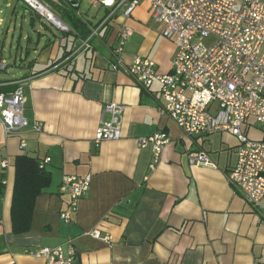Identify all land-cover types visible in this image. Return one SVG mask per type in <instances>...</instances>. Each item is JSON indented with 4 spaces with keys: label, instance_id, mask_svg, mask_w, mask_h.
I'll return each instance as SVG.
<instances>
[{
    "label": "crops",
    "instance_id": "0c3cea01",
    "mask_svg": "<svg viewBox=\"0 0 264 264\" xmlns=\"http://www.w3.org/2000/svg\"><path fill=\"white\" fill-rule=\"evenodd\" d=\"M20 1L0 0V59L7 61L0 92L23 88L30 124L5 135L0 120V264H44L32 254L44 246L72 248L73 264H264V198L253 206L227 178L236 138L226 131L186 135L165 113L160 85L143 88L126 72L136 56L154 60L159 72L171 69L174 42L148 2L127 17L108 18L97 0H46L64 29L33 10L17 13L24 9ZM123 25L132 35L116 64ZM109 102L124 106L121 136L96 144ZM251 129L261 136L244 127ZM156 131L170 140L150 168L152 146H139L136 138ZM199 152L213 165L191 163ZM22 154L40 161L50 181L35 199L29 229L15 233L13 163ZM69 175H89L90 186L65 222L60 213L69 198L59 186ZM92 230L110 239L86 234Z\"/></svg>",
    "mask_w": 264,
    "mask_h": 264
},
{
    "label": "built area",
    "instance_id": "2783aa9c",
    "mask_svg": "<svg viewBox=\"0 0 264 264\" xmlns=\"http://www.w3.org/2000/svg\"><path fill=\"white\" fill-rule=\"evenodd\" d=\"M34 12L66 28L46 0H21ZM105 6L108 18L120 13L129 16L141 2H148L153 20L162 25V34L171 38L175 54L171 69L159 72L154 60L136 56L125 68L143 88L157 82L164 99V111L188 136H201L226 131L237 140L234 164L227 172L229 182L237 187L253 206L264 198V1L263 0H97ZM95 31L86 38V42ZM132 29L123 25L117 37V63ZM7 61L0 59V70ZM116 67V65H115ZM25 96L21 86L10 94L0 92V120L5 135L30 127L24 116ZM124 106L109 102L95 129L96 144L121 136L120 118ZM256 127L260 137H251L244 127ZM40 129L38 125H32ZM170 137L156 131L136 138L139 146H152L153 168ZM20 148L26 146L20 140ZM45 158L43 162H48ZM189 161L213 165L204 152L189 156ZM6 167L7 161H1ZM90 186V176L69 175L59 189L69 198L68 207L60 217L68 222L78 201ZM97 239L109 240L98 230L86 233ZM44 257V264H73L74 250L61 246H44L32 252Z\"/></svg>",
    "mask_w": 264,
    "mask_h": 264
},
{
    "label": "trees",
    "instance_id": "16d2710c",
    "mask_svg": "<svg viewBox=\"0 0 264 264\" xmlns=\"http://www.w3.org/2000/svg\"><path fill=\"white\" fill-rule=\"evenodd\" d=\"M15 176L10 206L11 226L15 233L25 232L30 227L36 197L50 181V172L41 162L26 154L14 158Z\"/></svg>",
    "mask_w": 264,
    "mask_h": 264
},
{
    "label": "rangeland",
    "instance_id": "374dc122",
    "mask_svg": "<svg viewBox=\"0 0 264 264\" xmlns=\"http://www.w3.org/2000/svg\"><path fill=\"white\" fill-rule=\"evenodd\" d=\"M19 4L20 5H22L23 6V10H19L17 13H27L28 14V12H30L32 9L29 7V6H27L23 1H20L19 2ZM4 16H6V12H4V14H3ZM249 133H250V136L251 137H256L257 136V130H255V129H251L250 131H249ZM236 152H237V150H236Z\"/></svg>",
    "mask_w": 264,
    "mask_h": 264
},
{
    "label": "water",
    "instance_id": "95a60500",
    "mask_svg": "<svg viewBox=\"0 0 264 264\" xmlns=\"http://www.w3.org/2000/svg\"><path fill=\"white\" fill-rule=\"evenodd\" d=\"M18 9H19V6H18Z\"/></svg>",
    "mask_w": 264,
    "mask_h": 264
}]
</instances>
